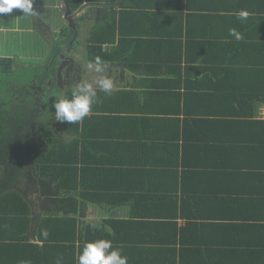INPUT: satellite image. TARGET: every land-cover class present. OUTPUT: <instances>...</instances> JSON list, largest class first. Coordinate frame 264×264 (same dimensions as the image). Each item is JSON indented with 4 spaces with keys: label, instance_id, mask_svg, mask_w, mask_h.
<instances>
[{
    "label": "crops",
    "instance_id": "1",
    "mask_svg": "<svg viewBox=\"0 0 264 264\" xmlns=\"http://www.w3.org/2000/svg\"><path fill=\"white\" fill-rule=\"evenodd\" d=\"M193 2L197 7L203 6L201 15L209 16L212 23L184 29L160 27L149 22L131 23L126 27L137 33L130 37L134 44L137 43L138 50L132 46L128 53L134 48V56L127 55L124 61L119 59L122 61L119 68H108L107 75L114 79L115 86L110 93L97 91L98 103L88 116L94 115V119L88 123L86 150L83 145L79 150L73 149L74 142L79 139L78 131L69 132L56 119L43 121L42 131L46 129L54 139L60 140L56 138L58 132L65 144L72 145L74 165L79 168L84 165L93 185L112 188L109 183L112 179L114 189L121 187L128 191L133 188L138 193L133 195L137 197L141 192L163 186L165 181L168 184L170 174H183V188L211 197L206 206L209 205L208 212L215 220L198 221L217 227L206 234L211 248L202 249L212 258L201 256L199 261L202 264L203 261L204 264H264V0ZM33 7L36 11L33 16H23L19 9L0 14V43L3 41L5 45V32H11L12 43L21 45L30 43L29 39H40V42L43 39L45 43L44 36L39 33L47 37L51 33L53 42L60 34L55 31L61 32L69 24L72 26L70 17H73L77 47L71 51V58L76 65L75 57L79 56L81 43L88 53L86 43L94 26L89 20H77L87 12L88 5L74 11L67 0H35ZM47 9L52 15L46 13ZM241 10L252 15L241 21L237 18ZM232 28L242 34V40L237 41L229 35ZM183 30L180 39L171 34ZM161 33L167 35L161 36ZM157 41L162 42V47H154L150 52L147 46ZM182 43L183 55L176 48ZM49 46L52 47V43ZM211 49L215 50L217 61L232 66L231 76L224 77L222 73L214 78L216 83H208L212 79L209 71L187 72L194 64L202 65L213 58L208 53ZM161 50L165 53H160ZM162 53L173 54L171 57L176 64H163ZM0 56L14 58L4 51ZM152 58L153 62L149 60ZM60 59L54 60L53 65L56 61L59 64L45 75L51 85L57 83L63 57ZM180 63L185 70L182 74L176 69ZM86 72L75 81H90L95 76ZM188 75H193L191 82ZM222 80L227 82L222 84ZM55 90L52 86L51 96H58ZM206 95H218L223 101L218 102L217 98L207 101ZM226 95L229 101L224 100ZM37 140L42 147L47 144L44 135ZM196 148L202 151L196 152ZM186 160L194 165L198 163L200 171L193 164L194 169H187L185 173L183 166L174 168ZM0 173L3 175V170ZM76 178L79 182V175L74 176ZM23 187L16 188L26 193V201L16 205L19 213L12 215L0 211V264H21L22 261L69 264L79 254L82 238L89 235V230L82 231V228L94 227L108 219L119 222L131 219L132 206L122 203L112 211L102 210L108 206L89 204L84 218L76 213L65 215L50 207L43 196L31 193L30 187ZM52 189L56 190V186ZM188 222V219H181L180 225L186 226ZM45 229L49 233L47 238L42 235ZM133 234L122 232L121 237L125 241ZM122 244L121 249L126 246ZM195 258L198 260V254Z\"/></svg>",
    "mask_w": 264,
    "mask_h": 264
},
{
    "label": "trees",
    "instance_id": "2",
    "mask_svg": "<svg viewBox=\"0 0 264 264\" xmlns=\"http://www.w3.org/2000/svg\"><path fill=\"white\" fill-rule=\"evenodd\" d=\"M67 1L74 11L88 5L87 12L77 17L78 21L87 22L92 20L94 23L86 43L88 59L94 61L97 57H100L102 62L108 64V68L111 67L110 69L119 68L120 63L124 59H128L127 55L134 56L132 54L134 48L135 51L138 50L137 43L134 44L130 37L137 35V33L134 34L130 30H126V27H129L131 23L149 22L150 25L153 23L160 27L171 26L182 27V29L187 28V26L189 28L192 25L212 23L209 16L201 15L203 6H195L193 0ZM150 1H154V3H150ZM117 4H120V6L117 7ZM195 9L197 12H195ZM136 18L139 20L135 21ZM76 30V26L69 24L61 30L57 40L51 42L52 39L50 38L51 41L46 40V42L50 41L47 45H45L46 42L44 43L43 39L41 40V43L48 50L47 73H50L53 66L56 68V64L53 65L56 58L60 59L62 56L65 60L66 57H72L71 51L73 47H77V42H74L77 34ZM171 34L180 39L184 35V30L181 33L172 32ZM164 35H167V33H161V36ZM50 43H52V47L50 46L49 50ZM161 43L157 41L147 47L151 52L154 47L160 46L161 48ZM105 46H108L106 50L104 49ZM132 46L134 48L129 54L128 49H131ZM53 48L56 50L49 55L48 53ZM176 48L183 55V43L176 45ZM211 51L208 53L213 58L210 57L202 65L194 64V67L188 69L187 72L209 71L210 75L208 76L212 79L208 83H216L217 79L214 78L219 77L222 73L224 77L225 75L231 76L232 66L230 63L217 61L215 50L211 49ZM161 52L165 53L164 50H161ZM172 55L167 56L162 53L160 56H163V64L174 65L175 61L172 59ZM160 56L159 59H161ZM70 59L75 65L74 60ZM119 59L123 60L120 61ZM149 60L153 62L154 59ZM181 64L176 65V69L180 74L185 72ZM223 64H225V67H223ZM14 65V58H2L0 56V81L13 73ZM75 67L77 73L76 75L73 74L74 78L72 80L68 79L63 73L64 70L60 68L57 72V83H54V85H51L48 79L44 84H30L31 90L27 94L29 97L25 101L22 99L19 101V94H15L9 103H6L0 97V172L3 170V175L0 173V211L3 210V212L6 211V214L12 215L19 213L20 209H17V203L26 201V193L21 190L24 185L32 189L31 193L43 196L45 202L55 211L62 212L65 215L76 213L84 218L87 206L94 203L109 207L102 209L103 211H112L120 203L132 206L130 220L119 222L108 219L94 227L85 226L82 228V231L89 230V235L82 238V246L77 255L78 257H74L69 264H76L84 244L96 239H109L113 242L114 247L119 248L123 245L122 243L126 244L122 250L123 254L129 257V264H152L154 261L159 264H202L199 257L212 258L205 250L202 252V249L211 248V240L206 234L208 231L216 230L217 227L216 225L214 227L207 226L205 223L202 224L198 221L208 218L215 220V217L208 212L209 205L206 206L207 200L210 201L211 197L207 193L201 194V191L188 192L189 189L183 188L181 185L184 179L183 174H170L168 182L170 187L165 181L163 186L141 192L137 197L133 195L138 194L133 191V188L128 191L121 187L119 190L114 189L115 185L112 179L109 181L112 188L105 187L102 184L93 185L89 181L91 179L84 165L81 168L74 165L72 155L73 149L79 150L82 145L83 149L86 150L85 139L89 131L88 123L91 119H94V115L91 118L86 117L82 122L75 124L63 122L69 132L71 130L78 131L79 139L74 142L73 149L71 144L64 143V137H61L58 132L56 138L60 140L54 139V135L46 129L42 131L43 121L55 120V109L52 105L59 98V95L51 96L52 86L64 92V96L70 97L73 92L71 89L78 84L75 78L82 77L83 74L86 75L87 69L83 65L80 66L76 63ZM192 76L188 75L189 82H191ZM226 82L222 80V84ZM45 89L50 90L49 94H46ZM195 96L196 94L192 95L193 98ZM215 98L218 102L222 100L220 96L218 98V95H206L207 101H215ZM224 100L229 101L230 97L226 95ZM41 135H44L47 139V144L43 147L37 140ZM197 148L196 152L202 151ZM76 162L78 160H75V164H78ZM190 163L191 160L190 162L186 160L183 164L178 163L174 168L179 169L183 166L184 173L187 172V169L189 171L193 170V166L198 170L200 169L198 163L196 165ZM78 175L79 182L77 178L74 179V176ZM53 185L56 186V190L52 189ZM17 187L21 189L16 190ZM181 219H188V224L181 226ZM108 228L111 229V233L107 231ZM122 232H134V234L123 241ZM136 244L140 245V248H137ZM47 251L50 250L47 249ZM197 254L198 260L195 258Z\"/></svg>",
    "mask_w": 264,
    "mask_h": 264
},
{
    "label": "clouds",
    "instance_id": "3",
    "mask_svg": "<svg viewBox=\"0 0 264 264\" xmlns=\"http://www.w3.org/2000/svg\"><path fill=\"white\" fill-rule=\"evenodd\" d=\"M34 2L35 0H0V14H10L14 9H19L23 12V16H33L36 14L33 7ZM250 15L252 13L249 11L241 10L237 13V18L246 21ZM229 35L237 41L243 39L242 34L235 28L229 29ZM86 67L95 76L90 81L81 80L70 97L61 94L54 101L52 107L55 109V119L58 122L68 124L82 122L91 114L93 106L98 103L97 91L110 93L114 89V79L107 75L108 64L102 62L100 57L89 61ZM107 231L111 233L110 228ZM42 235L47 238L49 233L45 229ZM21 264H31V262L22 261ZM57 264H62V261H58ZM78 264H129V257L123 254L121 248L114 247L111 240L96 239L84 244Z\"/></svg>",
    "mask_w": 264,
    "mask_h": 264
},
{
    "label": "rangeland",
    "instance_id": "4",
    "mask_svg": "<svg viewBox=\"0 0 264 264\" xmlns=\"http://www.w3.org/2000/svg\"><path fill=\"white\" fill-rule=\"evenodd\" d=\"M62 9H64V3ZM49 11L51 12L50 9H47L46 13L52 15ZM88 22L93 23L92 20H89ZM55 32L58 34L61 33L57 31ZM5 33L7 34L6 36L3 37H5L6 41H5V45H2L3 41L0 43V53L4 51V53L6 54H13L15 65H14L13 73L9 77H6L2 81H0V97H2V99H4L6 103H9L12 101L13 96L15 94H19L20 96L19 101L20 99L25 101L29 97L27 94L28 91L31 90L30 84L32 85H34V83L44 84V82L47 81L45 75L47 73L48 50L40 42V40L37 39L36 40L29 39L28 42L30 41V43L28 44L24 43L22 45L20 43H12L10 41L11 32H5ZM40 34L42 35V33ZM43 36L45 40L51 41L50 39L51 33L49 34L48 37L45 36L44 34ZM25 40L27 42V38H25ZM83 41H84V35H83ZM73 48L75 49L76 47ZM83 49H84L83 44L81 43L79 56L75 57V60L77 61V64L81 66L83 65L87 69L86 65L90 60L88 59V53H86L85 49L84 50ZM49 50H50V46H49ZM55 50L56 49L53 48L51 52L48 54L50 55ZM60 60L61 59H59V61ZM59 61H56V66L59 64ZM62 65L63 62H61L58 69H60ZM71 90L74 91V88H72ZM45 91L46 94H49L50 92L49 89L48 90L45 89ZM55 92L58 95L62 94V91L58 90L57 88Z\"/></svg>",
    "mask_w": 264,
    "mask_h": 264
},
{
    "label": "flooded vegetation",
    "instance_id": "5",
    "mask_svg": "<svg viewBox=\"0 0 264 264\" xmlns=\"http://www.w3.org/2000/svg\"><path fill=\"white\" fill-rule=\"evenodd\" d=\"M71 57H66L65 60H63V65L61 67V70H64L63 73L65 74V76L70 80H72V78H74L73 74L76 75L77 73V68L75 67L76 65H73V63L71 62Z\"/></svg>",
    "mask_w": 264,
    "mask_h": 264
},
{
    "label": "water",
    "instance_id": "6",
    "mask_svg": "<svg viewBox=\"0 0 264 264\" xmlns=\"http://www.w3.org/2000/svg\"><path fill=\"white\" fill-rule=\"evenodd\" d=\"M70 21H71V23H72V26H74V24H73V17H70ZM72 61H73V59H72ZM61 72V71H60Z\"/></svg>",
    "mask_w": 264,
    "mask_h": 264
}]
</instances>
